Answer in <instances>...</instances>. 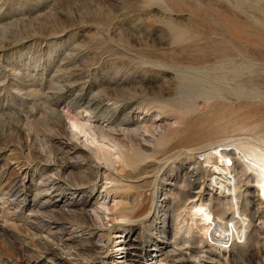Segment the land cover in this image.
<instances>
[{
	"label": "rangeland",
	"instance_id": "1",
	"mask_svg": "<svg viewBox=\"0 0 264 264\" xmlns=\"http://www.w3.org/2000/svg\"><path fill=\"white\" fill-rule=\"evenodd\" d=\"M262 136L264 0H0V264H264L256 172L251 237L224 257L189 151Z\"/></svg>",
	"mask_w": 264,
	"mask_h": 264
},
{
	"label": "bare ground",
	"instance_id": "2",
	"mask_svg": "<svg viewBox=\"0 0 264 264\" xmlns=\"http://www.w3.org/2000/svg\"><path fill=\"white\" fill-rule=\"evenodd\" d=\"M169 28H172V26ZM181 35H179V38L181 37ZM183 36L185 35L183 34ZM187 36L188 35H186V37ZM185 39L183 37V41ZM220 48L221 46H219V48L217 47L218 50L222 49ZM226 48L225 49L223 48L221 50L222 53L220 51L221 56L226 57L228 55H233L234 52L236 53V51L231 50V48L230 49L229 48L226 49ZM217 49L215 50V52L217 51ZM99 132L102 137L109 138L112 142H114V145L117 147L119 152L123 154L125 157H128L129 158L128 160L134 159V161L140 162L145 157V152L141 151L140 149L128 148L121 140L117 138V136L107 131L106 129L102 128L100 129ZM223 140L224 139L218 140L219 144L217 143L218 145H215V146H213V143L210 142L209 144H206V145L201 144L202 146L197 145V147L189 151L192 154L193 153H196V155L199 154V157H197L199 168L206 172V177H207L209 186L211 187L212 190H215L216 192H218V196H220L218 197V200H219L218 204L216 203L220 207L219 210H217L214 213H210L212 209L209 211V208H208L209 206H208L206 209L201 211V217L198 220L200 227L202 228V234H203L201 240L205 239V242L210 248L218 252L221 256L225 257L227 256L226 255L227 253H230L231 249H233L239 243L247 242L249 237H251L250 230H251V224H252L251 222L252 216L249 217V215L247 214V207L249 203L251 202V200L249 197H247L246 203L244 206L245 209H242V203L240 201V196L242 193L241 191L242 187L244 185H248L250 182H253V178H255V174H254L255 172L257 174L256 178L258 179L257 185L260 188L259 195H258V201H259L258 206L260 207V205H263L264 207V136L260 138L257 137L256 138L257 142H253L251 140H246V141L242 140V142H238V143L230 142L232 146L234 145L236 147V153H235V150L233 151L230 148H228L229 143H228L227 150L230 149L231 151H228V152L224 151V149H222L221 146L226 141L224 140L223 142ZM68 151H69L68 153L70 154L71 158L74 157L73 155L77 153L76 150H73V151L68 150ZM63 155L65 156L64 153ZM64 156H63V159L65 158ZM237 162L241 163L240 172H238L239 170H237L238 169ZM191 177H192V180L198 179V176L195 175V173L192 174ZM249 191H250L249 189H245L244 192L247 194L249 193ZM72 209L73 210L68 211V213L66 212L69 217H72L73 219L76 218L75 220L77 222L87 221L85 220V217L83 216L82 218L78 217L77 211H75L76 207H73ZM229 211L232 212V217L230 219L226 217ZM48 214L50 215L51 213H48ZM52 215L53 214H51V216ZM194 220H196V217H193V222L191 221L189 223L191 226L186 230V234H189L191 227L195 226ZM253 230H255V228ZM256 233L262 234V233H259L258 230L256 231ZM130 244L132 245L134 243H130ZM122 262L123 264H131V261L127 259Z\"/></svg>",
	"mask_w": 264,
	"mask_h": 264
}]
</instances>
